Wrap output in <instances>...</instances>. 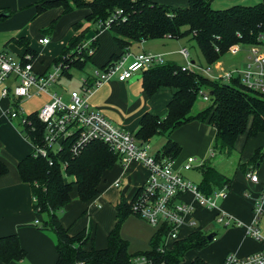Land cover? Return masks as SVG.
<instances>
[{
	"label": "crops",
	"instance_id": "1",
	"mask_svg": "<svg viewBox=\"0 0 264 264\" xmlns=\"http://www.w3.org/2000/svg\"><path fill=\"white\" fill-rule=\"evenodd\" d=\"M39 1L0 0V14H8L5 18L0 17V52H5L20 61L25 54V49L17 45L16 41L24 38L35 55L31 62L34 72L43 74L52 69V61L61 54L73 36L72 25L83 21L88 11L74 10L69 14H62L61 8H53L37 14L36 4ZM153 1L172 7H186L188 3V0ZM260 3H264V0H212L211 2L212 5L223 8ZM53 22H55L54 28L45 31ZM87 26L85 24L83 28ZM97 37L99 48L91 55L89 62L91 70L84 77L88 79L89 84L92 83L91 75L94 71L105 65L112 55L120 54V48L109 31L102 30ZM42 38H47L48 42L40 43L39 40ZM171 40L164 38L132 43L123 56V67L131 64L141 53L161 55L166 62L178 65L174 58V50L169 48ZM180 47L186 46L180 45ZM190 61L196 63L194 59ZM142 73L134 74L140 75L139 79L131 78L126 82L118 81L117 76L114 75L95 87L87 96L90 110L99 113L112 125L132 135L136 133L143 115L164 117L173 90L160 87L155 93L148 95L143 88ZM61 78L68 79L63 76ZM18 84V79L10 76L0 86V91L4 87L8 90V96L0 98V162L8 170L6 174L0 176V237L16 234L20 246L26 253L23 260L7 264H55L57 261L55 236L41 228L43 219L33 210L34 200L30 186L21 181L17 171L19 162L33 152L32 144L21 133L18 120H10L7 116V112L13 108L12 91ZM80 87L79 83L76 91H79ZM68 92L69 90L65 88L61 92L54 90V93L61 95L64 99H67ZM36 96L39 100L37 103L34 98ZM49 101L50 97L46 94L35 95L22 100L20 109L24 115H30L37 113ZM153 138L147 144L149 151ZM167 138L181 147L179 156L171 162L184 179L198 186L203 179L201 169L208 165H212L227 178L226 196L218 201V207L215 210H207L199 206L189 192L183 193L176 200L177 204L191 205L192 214L187 218V222L190 219L194 222L193 226L188 225L187 222L182 225L176 240L185 239L194 232H201L206 237L212 235V239L208 240L205 247L188 251L179 264H189L194 259H200L206 264H223L229 254L237 259H244L263 250L264 201L258 223L262 240L256 241L250 237L246 232V226L252 222L254 200L260 194L264 183V134L259 133L250 138L246 134L239 136L234 144L233 152L225 157H218L211 152L214 129L204 122L187 123L171 132ZM165 141L164 139L158 144L160 148ZM158 150L155 148L150 153L154 155ZM257 150H260L261 157L256 164L252 157ZM189 157H193L195 162L192 169L184 170L183 165ZM211 160H214L212 164L209 163ZM247 172H253L258 182L251 183L245 177ZM147 176L148 170L138 162H131L126 166L115 163L103 174L98 185V194L92 200L86 203L81 202L77 198L76 189L71 192L69 204L59 213L62 227L70 237L83 231L90 232V240L85 245L86 250L92 247L97 250L104 249L107 245V235L115 224V206L121 195L128 203L133 201ZM117 180L120 183L119 187L115 188L113 184ZM217 188L219 187L213 186L212 190L217 191ZM219 213L229 216L228 224H215L214 221ZM35 220L39 223L36 224ZM157 229L136 216H127L120 230L121 237L128 243L127 252L132 255L149 250L150 241ZM176 240L171 241L169 246L168 241L164 240L160 247L171 250ZM0 264L3 263L0 262Z\"/></svg>",
	"mask_w": 264,
	"mask_h": 264
},
{
	"label": "trees",
	"instance_id": "2",
	"mask_svg": "<svg viewBox=\"0 0 264 264\" xmlns=\"http://www.w3.org/2000/svg\"><path fill=\"white\" fill-rule=\"evenodd\" d=\"M212 0H188L186 7L161 5L153 0H40L36 4V13L41 14L53 8H61L62 14L74 10H87L83 21L72 25L73 36L63 48L61 54L51 65L62 63L67 69L62 76L71 78V70L83 71L90 62L87 48L79 49L87 43L95 51L99 48L98 34L103 24L109 22L107 31L120 48L119 55H112L105 69L121 60L132 43L157 39H189L210 66L229 52L231 47L257 43V36L264 31V3L251 6L234 5L224 9H213ZM87 24V27L83 26ZM55 22L45 31L54 28ZM93 37L86 41V35ZM78 33V34H77ZM23 46L25 54L34 53L27 41H16ZM68 57V58H67ZM26 62V61H25ZM232 85L211 81L193 71H181V66L166 62L154 66L142 73L143 88L152 95L160 87L173 90L164 117L150 114L142 116L134 137L140 144L147 145L156 136L166 135L193 122L207 123L214 129L211 152L220 156H230L237 138L243 134L255 137L264 134V94L247 90L239 79H232ZM227 85V86H225ZM207 89L211 104L191 115L198 98V92ZM33 125L21 127V133L32 144L42 146L44 127L37 120V113L26 115ZM67 142V141H66ZM66 142L61 152L50 153L47 157L36 155L34 151L17 165L22 182L29 184L34 200L33 210L41 216V228L53 232L56 242L57 261L55 264H128L134 256H146L154 264H179L185 254L199 250L209 242L201 232H194L185 239L176 240L171 250L161 252L164 238L169 227L161 226L150 241V249L136 254L127 252L128 243L121 237L120 230L131 213L130 204L121 195L115 206V224L107 235L104 249H85L90 240V232H81L70 237L59 221V213L70 202V194L76 189L77 198L88 202L98 194V185L103 174L119 163L118 156L98 141L90 143L78 156H72ZM181 147L169 138L155 152L156 159L175 160ZM217 152V153H216ZM261 157L257 150L252 160L257 164ZM49 162L52 164L49 165ZM203 179L197 186L204 195L227 187V178L212 165L204 166ZM7 167L0 162V176L7 173ZM134 216V215H133ZM164 239V240H163ZM26 253L19 244L16 234L0 237V262L7 264L25 258ZM189 264H206L194 259Z\"/></svg>",
	"mask_w": 264,
	"mask_h": 264
},
{
	"label": "built area",
	"instance_id": "3",
	"mask_svg": "<svg viewBox=\"0 0 264 264\" xmlns=\"http://www.w3.org/2000/svg\"><path fill=\"white\" fill-rule=\"evenodd\" d=\"M109 26V22H106L103 24L102 30H107ZM39 42L46 44L48 39L42 38ZM243 46L254 47L249 52L248 65L244 69L225 70L220 61L202 68L190 61V52L185 47L179 50V54L186 61V64L181 66V71L191 70L211 81H224L226 83L236 75L244 88L264 94V52H259L257 49L259 47L264 48V31L257 36L256 44L233 46L229 53L237 55L239 48ZM83 48H87L88 56L94 53V49L90 48L87 43L80 46L79 49ZM23 59L24 62L18 61L11 55L0 52V86L10 76H14L19 81V84L12 91L13 108L7 112V116L10 120H18L20 127L33 126L20 109L21 101L40 94H46L50 97V101L37 112V120L44 127V136L41 147L33 146L36 155L47 157L49 152L57 154L62 151L64 142L67 141L66 144L71 155L78 156L90 143L98 141L105 144L110 151L118 156L121 166H126L131 162L140 163L148 170V176L140 192L131 201V213L151 227L168 226L166 241L177 239L179 228L187 222V218L192 214L191 205L176 203V200L183 193H191L195 202L207 210L217 209L218 201L226 196L225 187L211 195L202 194L197 186L184 179L177 172L171 161L156 159L148 151V145L140 144L134 135L112 125L99 113L89 108L87 96L95 87L108 81L114 75L117 76L118 81L126 82L136 73H142L150 67L165 64L166 61L163 56L141 53L126 67H123L122 58L105 69L94 71L91 75V84L88 83L87 78H81L80 90L69 91L67 99L48 90L62 77V71L67 69L66 66L58 63L53 65L49 72L36 74L30 61L31 56L27 54ZM212 67L214 73H212ZM6 96H8V90L4 87L0 91V98ZM198 97L203 101L210 100V94L203 92L202 89L198 92ZM194 162L193 157L187 158L183 169H192ZM51 164L49 162V165ZM245 177L251 183L258 182V178L253 172H247ZM119 183L120 181L117 180L113 186L118 188ZM263 201L264 183L260 194L254 200L252 222L246 226L247 234L256 241L262 240L258 223L262 214ZM229 219L227 214L219 213L214 222L215 224H228ZM35 223L37 224L39 221L35 220ZM187 223L190 226L194 225L191 219ZM164 249L165 247L161 248V252ZM128 264H154V262L146 256H134ZM223 264H264V249L244 259H237L229 254L224 259Z\"/></svg>",
	"mask_w": 264,
	"mask_h": 264
},
{
	"label": "rangeland",
	"instance_id": "4",
	"mask_svg": "<svg viewBox=\"0 0 264 264\" xmlns=\"http://www.w3.org/2000/svg\"><path fill=\"white\" fill-rule=\"evenodd\" d=\"M211 7L213 9H221V10L224 9L223 7H216L212 4H211ZM169 42H170L169 48L171 50H174V58L176 59V62L178 63V65L186 64V61L178 53L179 49L181 48L180 45H183V46H186L190 52V60L194 59L196 64L201 66L202 68L207 67V64L205 63L202 55L200 54V52L198 51V49L194 45L193 41H190L189 39L185 38V39H179V40H171ZM252 48H254V47L253 46H243V47L239 48V52L237 55H233L232 53H229V52L227 54H225L220 59V62L222 64L223 68L225 70L246 68L248 65V55H249V52L251 51ZM255 48H257V47H255ZM257 49L259 50V52H264V48L259 47ZM90 64L91 63L87 64L82 72L78 71V70H72V78L70 80L65 79V78H61L59 80V82L57 83V85H54V87H52V88L50 87L48 90L50 92H54V90H56L57 92H61L64 88L69 90V91L78 90L79 83L81 84L80 79L86 77L87 73H89V71L91 70ZM214 72H215L214 68L212 67V73H214ZM233 79H236V75L233 76ZM221 83L227 84V85H230V84L232 85L231 80L227 83L224 81ZM202 91L206 92V93L209 92L205 88H202ZM39 97L42 98V96H39ZM34 98H36L35 103L39 102V100H37V96ZM210 104H211L210 100L209 101H203L200 97H198L197 101L195 102V105L193 106V108L191 110V115L195 114L196 112L200 111L201 109H204L205 107L209 106ZM153 139H154L153 143L150 146V152L151 151L153 152V150L155 148L160 149L158 144L161 143L162 141H164V139L167 140L168 138L166 135H159V136L154 137ZM212 145H213V141H212ZM217 155H218V157L220 156L219 154H217ZM224 157H225V155H224ZM213 161L211 160L209 163L212 164ZM190 182L192 184H196L192 181H190ZM51 234H53V232H51ZM171 241H173V240H168V246L171 244Z\"/></svg>",
	"mask_w": 264,
	"mask_h": 264
},
{
	"label": "water",
	"instance_id": "5",
	"mask_svg": "<svg viewBox=\"0 0 264 264\" xmlns=\"http://www.w3.org/2000/svg\"><path fill=\"white\" fill-rule=\"evenodd\" d=\"M8 16V14L7 13H1L0 14V17L1 18H5V17H7ZM93 32H89L87 35H86V38H85V40L86 41H89L92 37H93ZM139 77H140V75H134L132 78L133 79H139ZM225 86H227V85H225ZM212 93H210V95H211ZM210 239H212V235H208L207 236V240H210Z\"/></svg>",
	"mask_w": 264,
	"mask_h": 264
}]
</instances>
